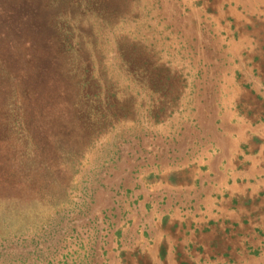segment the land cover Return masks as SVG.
Here are the masks:
<instances>
[{
	"label": "rangeland",
	"instance_id": "obj_1",
	"mask_svg": "<svg viewBox=\"0 0 264 264\" xmlns=\"http://www.w3.org/2000/svg\"><path fill=\"white\" fill-rule=\"evenodd\" d=\"M177 11L0 0V264H110L126 186L167 153L175 114L197 111Z\"/></svg>",
	"mask_w": 264,
	"mask_h": 264
},
{
	"label": "crops",
	"instance_id": "obj_2",
	"mask_svg": "<svg viewBox=\"0 0 264 264\" xmlns=\"http://www.w3.org/2000/svg\"><path fill=\"white\" fill-rule=\"evenodd\" d=\"M169 1L194 13L176 45L198 63L197 111L126 186L108 262L264 264V0Z\"/></svg>",
	"mask_w": 264,
	"mask_h": 264
}]
</instances>
